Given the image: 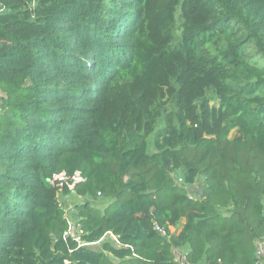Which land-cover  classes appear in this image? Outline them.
<instances>
[{"label": "trees", "instance_id": "16d2710c", "mask_svg": "<svg viewBox=\"0 0 264 264\" xmlns=\"http://www.w3.org/2000/svg\"><path fill=\"white\" fill-rule=\"evenodd\" d=\"M0 90V264L259 263L264 0H0Z\"/></svg>", "mask_w": 264, "mask_h": 264}, {"label": "built area", "instance_id": "2783aa9c", "mask_svg": "<svg viewBox=\"0 0 264 264\" xmlns=\"http://www.w3.org/2000/svg\"><path fill=\"white\" fill-rule=\"evenodd\" d=\"M32 4H34L32 2ZM53 179L57 181V185L59 188L63 187V184H66L69 189H72L73 186L80 181H83L84 178L82 177L80 171H75L73 175L68 176L63 171L57 174H54ZM64 236H71L79 242V245H86L88 243H84L80 240V232H79V225L77 223L71 224L69 220V226L66 231H64ZM114 236V235H113ZM114 240L116 241V237L114 236ZM255 252L257 257L259 258L258 262L264 260V241H256L255 242Z\"/></svg>", "mask_w": 264, "mask_h": 264}, {"label": "rangeland", "instance_id": "374dc122", "mask_svg": "<svg viewBox=\"0 0 264 264\" xmlns=\"http://www.w3.org/2000/svg\"><path fill=\"white\" fill-rule=\"evenodd\" d=\"M1 95H3V93L0 90V96ZM233 134H234V130H232L229 133V137H232ZM148 140H149L150 149H152V145H153L152 136L149 137ZM58 199H59L61 205L63 206V209H64V211L66 213V216L69 218L71 224H75L76 221H75L74 218H71V214H72V212L75 211V206L77 204H79L83 200V198L78 196V195H76L74 192L73 193H68V194L62 193V191L60 189V191L58 192ZM103 202H106V201H102V203ZM183 222H184V219H181L180 220V224L178 226V231L180 229V225H182ZM104 238H105V240H110V239L114 240V236L111 233H107L99 241H97L95 244L90 243L88 245L93 247V248L99 249L100 248V243H101L100 241H102ZM177 254H180V257L183 258L182 251H177ZM262 263H264V260L259 262L258 264H262Z\"/></svg>", "mask_w": 264, "mask_h": 264}, {"label": "water", "instance_id": "95a60500", "mask_svg": "<svg viewBox=\"0 0 264 264\" xmlns=\"http://www.w3.org/2000/svg\"><path fill=\"white\" fill-rule=\"evenodd\" d=\"M201 193H202V191L200 190L199 194H201ZM177 260H179L182 264H188L187 261H185L184 258L180 257V254H177Z\"/></svg>", "mask_w": 264, "mask_h": 264}, {"label": "crops", "instance_id": "0c3cea01", "mask_svg": "<svg viewBox=\"0 0 264 264\" xmlns=\"http://www.w3.org/2000/svg\"><path fill=\"white\" fill-rule=\"evenodd\" d=\"M183 223H184V222H183ZM180 229H181V226H180ZM180 229H179V230H180Z\"/></svg>", "mask_w": 264, "mask_h": 264}, {"label": "clouds", "instance_id": "9594fccd", "mask_svg": "<svg viewBox=\"0 0 264 264\" xmlns=\"http://www.w3.org/2000/svg\"><path fill=\"white\" fill-rule=\"evenodd\" d=\"M87 245V244H86Z\"/></svg>", "mask_w": 264, "mask_h": 264}]
</instances>
